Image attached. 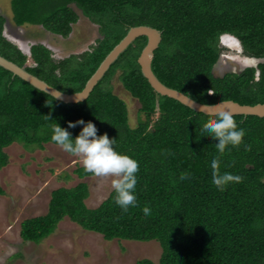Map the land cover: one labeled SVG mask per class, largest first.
<instances>
[{
    "label": "trees",
    "instance_id": "obj_1",
    "mask_svg": "<svg viewBox=\"0 0 264 264\" xmlns=\"http://www.w3.org/2000/svg\"><path fill=\"white\" fill-rule=\"evenodd\" d=\"M72 5L98 26L100 36L88 49L56 59L45 44L34 42L25 52L4 35L8 18L0 12V55L63 92H76L129 27L149 25L161 31L151 68L165 85L206 104L264 103V0H11L10 20L66 37L79 18ZM225 34L239 41L242 55L259 60L258 72L247 66L223 76L212 73L227 49ZM146 40L142 35L132 41L88 97L74 103L0 66V169L9 163L11 144L43 149L55 144L53 125L67 127L77 118L91 120L98 135L115 137L116 150L139 163L137 204L127 212L115 204L113 189L89 207L88 184L80 180L54 188L46 212L21 221V238L38 243L67 217L105 240H156L157 261L144 257L136 264H264V117L234 115L248 149L230 146L218 153L215 139L200 136L214 115L159 94L141 73L137 58ZM115 74L138 101L135 126L129 124L126 102L113 92ZM80 127L68 130L75 137ZM214 157L220 173L242 179L219 190L212 182ZM74 172L80 178L92 175L83 166Z\"/></svg>",
    "mask_w": 264,
    "mask_h": 264
},
{
    "label": "rangeland",
    "instance_id": "obj_2",
    "mask_svg": "<svg viewBox=\"0 0 264 264\" xmlns=\"http://www.w3.org/2000/svg\"><path fill=\"white\" fill-rule=\"evenodd\" d=\"M72 7L79 18L71 33L62 37L40 26L17 27L10 20L11 0H0V12L8 18L3 33L25 52L34 42L45 44L56 59L82 52L100 35L98 26L74 5ZM240 52L236 43L223 51L226 55L246 58ZM245 67L247 65L232 66L229 70L237 72ZM110 83L113 92L126 102L129 124L135 126L138 101L123 88L117 74ZM6 152L9 163L0 169V187L4 190L0 194V264H136L144 257L157 261L161 247L156 240H105L101 234L85 230L67 217L40 242L23 240L21 221L44 214L54 188L85 181L89 189L85 202L89 207H96L112 190L113 177L80 178L74 170L83 166L82 158L69 154L57 144L46 143L43 149H26L15 142Z\"/></svg>",
    "mask_w": 264,
    "mask_h": 264
},
{
    "label": "clouds",
    "instance_id": "obj_3",
    "mask_svg": "<svg viewBox=\"0 0 264 264\" xmlns=\"http://www.w3.org/2000/svg\"><path fill=\"white\" fill-rule=\"evenodd\" d=\"M224 36L225 42L228 38L234 37L227 34ZM238 45L240 46V44ZM29 46L27 48L28 51ZM245 57L257 61L255 65L247 66H255L256 71H258L259 60L253 57ZM223 103L224 101L222 100L214 106L218 107ZM205 107L206 105L199 110L202 111ZM196 109L198 110V107ZM77 125L82 127H80L78 134L73 137L68 129L75 128ZM200 136H211L215 139L217 141L215 147L220 154L225 153L226 149L231 150L230 146L239 147L243 145L245 150L248 149V145L243 140L245 130L238 126L233 113L223 108H219V110L214 112V118L203 129V132L200 131ZM51 141L59 145L64 151L81 157L85 172L91 173L96 177H113L111 179V187L115 193L113 199L122 211L127 212L130 206H136V173L139 170V163L127 153L116 150L114 147L116 145L115 137H109L107 132L98 135L97 127L91 120L86 122L83 118H77L75 121L69 120L67 127H62L59 123L53 125ZM219 163V157H214L210 166L213 170L212 182L222 191L229 183L239 182L242 177L228 172L220 173ZM187 181L188 177H185L184 182ZM142 211L145 215H148L151 209L145 206Z\"/></svg>",
    "mask_w": 264,
    "mask_h": 264
},
{
    "label": "water",
    "instance_id": "obj_4",
    "mask_svg": "<svg viewBox=\"0 0 264 264\" xmlns=\"http://www.w3.org/2000/svg\"><path fill=\"white\" fill-rule=\"evenodd\" d=\"M7 22V20H6ZM5 22V23H6ZM146 36L147 40L143 46L137 61L140 65V70L143 76L148 80L151 87L161 95L169 96L181 102L182 104L188 106L194 111L203 112L205 114L214 115V112L223 108L233 113V115H257L264 117V103H256L254 105L240 104L239 102L233 100H223L224 103L215 107L214 105L219 104L218 101L213 104H206L199 102L181 91L171 88L161 82L157 76L154 74L151 68V61L154 56V51L158 47L161 40V31L151 27L149 25H136L131 26L127 30L126 34L120 39V41L114 45V47L106 54L102 59L98 67L92 73V75L86 81L84 87L80 91L76 92H63L54 86L48 84L39 77L31 74L24 67L17 65L11 60L0 55V66L10 70L13 74L18 75L20 78L29 82L34 87L52 95L56 99L61 100L66 103L79 102L86 99L96 85V83L104 76L106 71L109 69L110 65L118 58V56L127 48V46L134 41L139 36ZM233 43L239 44L235 37H230ZM257 61L252 58H240L238 56L226 55L224 53L220 54L212 67V73L215 76H223L227 72H231L229 68L232 66H242V65H255ZM235 72V71H232ZM206 105L205 109L200 111L203 106ZM198 107V110L196 109Z\"/></svg>",
    "mask_w": 264,
    "mask_h": 264
},
{
    "label": "flooded vegetation",
    "instance_id": "obj_5",
    "mask_svg": "<svg viewBox=\"0 0 264 264\" xmlns=\"http://www.w3.org/2000/svg\"><path fill=\"white\" fill-rule=\"evenodd\" d=\"M7 22H8V20H7ZM18 27H20V26H18ZM224 38H225V36L222 38V42L226 45V46H232V43H233V40H232V42L231 43H228V42H225L224 41ZM241 53V52H240Z\"/></svg>",
    "mask_w": 264,
    "mask_h": 264
},
{
    "label": "bare ground",
    "instance_id": "obj_6",
    "mask_svg": "<svg viewBox=\"0 0 264 264\" xmlns=\"http://www.w3.org/2000/svg\"><path fill=\"white\" fill-rule=\"evenodd\" d=\"M228 43H231L232 42V39L231 38H228ZM258 72V71H257ZM46 261V260H45Z\"/></svg>",
    "mask_w": 264,
    "mask_h": 264
}]
</instances>
